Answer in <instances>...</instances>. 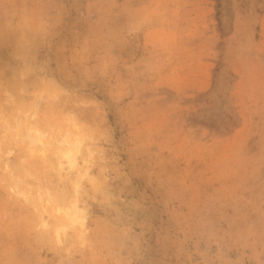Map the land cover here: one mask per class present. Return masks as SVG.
Returning <instances> with one entry per match:
<instances>
[{"label":"rangeland","instance_id":"rangeland-1","mask_svg":"<svg viewBox=\"0 0 264 264\" xmlns=\"http://www.w3.org/2000/svg\"><path fill=\"white\" fill-rule=\"evenodd\" d=\"M0 264H264V0H0Z\"/></svg>","mask_w":264,"mask_h":264},{"label":"bare ground","instance_id":"bare-ground-1","mask_svg":"<svg viewBox=\"0 0 264 264\" xmlns=\"http://www.w3.org/2000/svg\"><path fill=\"white\" fill-rule=\"evenodd\" d=\"M40 136H42V134L36 136L37 141L40 140ZM81 141L82 139H77L75 143L68 144L69 150L62 154L67 159L68 164L73 167L78 166L77 156L80 152ZM63 211L65 212V217L68 222L58 226V228L56 229L57 240L61 242L63 234L67 232L70 226H77L80 229L81 238H82L83 237L82 233L85 229L86 217L84 216L82 209L78 206L77 200H74L70 207L63 208ZM41 223L43 227H46L48 225V222L44 218V216L41 218Z\"/></svg>","mask_w":264,"mask_h":264}]
</instances>
